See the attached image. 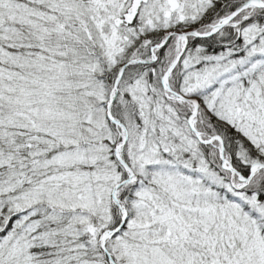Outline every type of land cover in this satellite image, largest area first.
Returning a JSON list of instances; mask_svg holds the SVG:
<instances>
[{
	"label": "snow or ice",
	"instance_id": "6c2138e0",
	"mask_svg": "<svg viewBox=\"0 0 264 264\" xmlns=\"http://www.w3.org/2000/svg\"><path fill=\"white\" fill-rule=\"evenodd\" d=\"M0 264H264V0H0Z\"/></svg>",
	"mask_w": 264,
	"mask_h": 264
}]
</instances>
